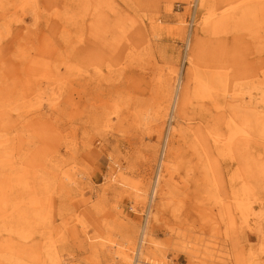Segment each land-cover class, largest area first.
<instances>
[{
	"label": "rangeland",
	"instance_id": "374dc122",
	"mask_svg": "<svg viewBox=\"0 0 264 264\" xmlns=\"http://www.w3.org/2000/svg\"><path fill=\"white\" fill-rule=\"evenodd\" d=\"M213 4L225 27L206 41L194 0H0V183L20 177L30 186L16 192L41 206L40 218L0 222V264H132L145 226L139 264H264L260 165L247 174L248 160L203 150L222 128L210 107L161 108L169 89L194 87L191 75L213 91L208 103L228 85L231 118L264 105V0ZM90 10L102 15L95 29ZM244 188L252 210L233 225Z\"/></svg>",
	"mask_w": 264,
	"mask_h": 264
},
{
	"label": "bare ground",
	"instance_id": "6f19581e",
	"mask_svg": "<svg viewBox=\"0 0 264 264\" xmlns=\"http://www.w3.org/2000/svg\"><path fill=\"white\" fill-rule=\"evenodd\" d=\"M198 1L199 7L204 8L207 11V15L203 20V34L205 35V37H209L207 40H213L214 37H217L218 35H220L222 32L220 31L221 28L224 30L225 24L223 23V21L221 19H219L218 17H216V9L214 7L213 4V0H194V2ZM28 2V1H27ZM26 1H23V3L25 5H27ZM94 10V8H93ZM90 10L87 12L86 16H93L90 21H92L90 25L91 29H95L96 27H98L99 24H97L98 22H103L102 19V15H100L98 17V14L93 11ZM103 20H104V16H103ZM150 26L152 27L153 30H156L159 27L158 25V20L156 19H152L151 20V24ZM94 27V28H93ZM101 27V26H100ZM99 27V28H100ZM109 28V27H108ZM117 25L113 24L111 29H116ZM98 30V29H97ZM101 31V30H100ZM109 32V29H108ZM110 33V32H109ZM156 36V35H154ZM212 36V37H211ZM204 39H201V47H203L202 43L204 42ZM110 41V40H109ZM104 43H108L107 46L109 48L110 51L114 50V46H116L118 43V40L116 39H111L110 42L108 41H103ZM204 51V50H203ZM192 63V62H191ZM174 72V71H173ZM29 74V73H28ZM30 76V74H29ZM191 77H193V81H194V87H191L190 89L187 88L185 89L182 93L181 90L182 88L179 89V86L176 85L174 87V85H172L174 87L173 90L169 89L167 91V95L166 98L164 100V103H166V107L163 106L161 104V108L162 111L164 112L165 110L168 111L170 108V113L172 110V107L177 110L179 104H181L183 107L186 106L188 107V109L191 107L192 111H197L198 109H202V107H210L211 109L209 110V112H212V110L216 113V114H222L219 118V125L222 128H212L210 130L209 133H207V139H206V143L203 145V150L204 151H209V152H217L219 154H223L225 151V157H230L232 159H241V160H248V162L246 164H244V171L249 174L250 170L253 168L252 165L256 162V164L260 165L259 169L261 174L264 176V153L260 156H254L251 148L253 146V148H257V150L259 149H263L264 148V105L263 106H255L254 110V114L252 115V119L250 121L246 122V118L242 117L239 118V120L237 118H231L230 114L233 113V110L231 112H228L230 110V107L227 105L228 102V97L230 95V91H228V85L227 84H222L221 85V95L220 97L224 96V99L220 98L219 100H215L214 102H210L208 103L207 101L211 99L212 96V92L211 89H209V87H207L208 83H200L198 84L197 82L200 80H197L199 77H197V75L193 76L191 75ZM197 80V81H196ZM29 81V80H28ZM218 81L222 82L226 81V80H222V79H218ZM198 91V94H194V92ZM185 97V99L182 100L181 103H179V99L180 96ZM191 94H193L194 98L190 99L189 98L192 96ZM173 95V96H172ZM171 97H173L171 100V104H170V99ZM185 102H187L185 104ZM207 102V104H206ZM245 114V113H242ZM186 120H190V119H186ZM255 126L256 128H258V130H260L259 134H254L252 132V126ZM187 131L190 132V130L195 131V133H197L196 131V127H190L188 126ZM4 150H6L5 145H3V143H0V154L2 156H5L4 159L8 156L7 153H4ZM264 150V149H263ZM206 156H209V153L206 154ZM164 159V158H163ZM0 160H2V158H0ZM5 161V160H4ZM18 162V161H16ZM15 162V163H16ZM163 160L161 162V170L163 168ZM254 162V163H253ZM8 163V161L6 162ZM13 163V162H12ZM20 166L18 165H13L11 168V175L15 177L16 180H18V173L20 171ZM13 169V170H12ZM15 170H17L15 172ZM22 170V169H21ZM65 180H69L71 181L70 177L65 174L64 176ZM161 180V176L160 173L158 174V177L155 181V183L153 184V188L155 190V194L157 195L158 192V188H159V183ZM23 180L19 177V182L16 184H12L10 183V181H6L4 184L0 183V222H7L11 225H13L16 221H15V217H16V212L18 213H25V214H31L34 217H38L40 218L41 216L40 214V205L37 201V197H35V195H29V196H19V194L16 192V187L18 184L23 185L25 188H28L30 185L28 182H26L24 180V182H22ZM8 184V185H7ZM14 186V188H13ZM12 191V194L16 193L18 195L17 198H9L8 192ZM242 194L238 195L237 193L234 194L233 196V201L235 202V207L232 205V207L230 209H234V211L236 212V215H238L237 217L232 218V224L235 225L236 221L239 219V215H241V219L242 216L247 217L246 219H248V215L250 213V209L248 207L246 198H245V194L246 193H250L247 188H244L242 190ZM35 193V192H32ZM141 195V193H140ZM155 195V196H156ZM139 197V196H138ZM11 204H16V207L13 208V205ZM25 204V205H23ZM27 206V207H26ZM50 208V207H49ZM48 210V208H47ZM52 213H48L47 215H45L46 220L42 221V225H48L50 224V217ZM44 217V215L42 216ZM49 217V218H48ZM26 219H28V217H24ZM6 226H8L10 229L16 230V232L18 234H22L23 231H25L24 229H14L12 228V226L5 224ZM147 226L143 227L139 238H138V242L136 243V248H135V257L133 260L132 264H139L141 262V259L143 257H145V252L148 250V248L145 246V241L147 238ZM31 232L33 233H38L39 231H42V229H30ZM31 232L27 233L30 234ZM31 233V234H32ZM42 237H44L42 235ZM46 238V237H45ZM26 254L32 257L37 256V254L35 253V251H31L29 252L28 249L26 250ZM18 252V251H17ZM123 253V252H121ZM151 256L153 255L152 252H150ZM252 257V258H251ZM249 257V260H247L244 264H260L259 261L256 262L255 259H253L254 256ZM129 258V257H127ZM131 259V258H130ZM230 261H232V264H237L235 259H230ZM129 263V262H128ZM147 264H152L151 262H145ZM130 264V263H129Z\"/></svg>",
	"mask_w": 264,
	"mask_h": 264
}]
</instances>
